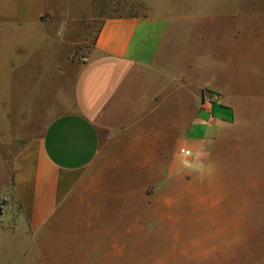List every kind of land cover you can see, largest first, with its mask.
Returning <instances> with one entry per match:
<instances>
[{
	"label": "rangeland",
	"instance_id": "374dc122",
	"mask_svg": "<svg viewBox=\"0 0 264 264\" xmlns=\"http://www.w3.org/2000/svg\"><path fill=\"white\" fill-rule=\"evenodd\" d=\"M45 2L52 25L41 47H56L74 65L92 48L101 16H169L176 33L169 48L183 60L179 71L194 89L216 76L215 86L237 93L226 100L238 102L231 106L234 121L191 150L208 153L204 164L211 174L183 169L182 158L170 155L161 182H151L157 177L146 176V169L134 178L123 173L97 196L72 200L32 240L15 229L18 207L8 212L9 201L0 197V264H264V0ZM224 52L231 70L221 64ZM74 70L63 77L67 86ZM28 87L24 80L23 93ZM34 98L43 111V97ZM9 125L8 134H0V193L24 138L22 128Z\"/></svg>",
	"mask_w": 264,
	"mask_h": 264
},
{
	"label": "crops",
	"instance_id": "0c3cea01",
	"mask_svg": "<svg viewBox=\"0 0 264 264\" xmlns=\"http://www.w3.org/2000/svg\"><path fill=\"white\" fill-rule=\"evenodd\" d=\"M48 14L45 0H0V134H8L9 123L24 130L0 197L8 212L18 207L15 229L31 240L72 200L97 196L123 173L134 178L146 169L157 177L151 182H161L174 148L183 158L180 149L215 139L234 121L238 102L226 100L237 93L215 86L216 76L194 89L179 71L183 60L169 48L176 33L167 15L101 16L92 48L74 65L56 47H41L52 25ZM221 56L231 70L227 52ZM73 70L67 86L63 77Z\"/></svg>",
	"mask_w": 264,
	"mask_h": 264
},
{
	"label": "clouds",
	"instance_id": "9594fccd",
	"mask_svg": "<svg viewBox=\"0 0 264 264\" xmlns=\"http://www.w3.org/2000/svg\"><path fill=\"white\" fill-rule=\"evenodd\" d=\"M208 153L201 148L195 154H192L190 151L186 156L181 160V166L183 169H187L196 173H199L202 177L205 173L211 174L212 169L209 166L204 164ZM173 157H176V149L173 150Z\"/></svg>",
	"mask_w": 264,
	"mask_h": 264
},
{
	"label": "built area",
	"instance_id": "2783aa9c",
	"mask_svg": "<svg viewBox=\"0 0 264 264\" xmlns=\"http://www.w3.org/2000/svg\"><path fill=\"white\" fill-rule=\"evenodd\" d=\"M188 152H189V150H187V149H180V151H179L180 155H182V156H186L188 154Z\"/></svg>",
	"mask_w": 264,
	"mask_h": 264
}]
</instances>
